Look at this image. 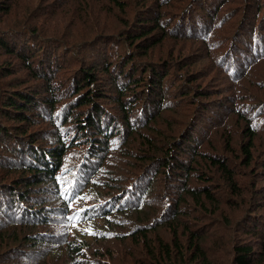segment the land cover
Listing matches in <instances>:
<instances>
[{
	"label": "trees",
	"instance_id": "1",
	"mask_svg": "<svg viewBox=\"0 0 264 264\" xmlns=\"http://www.w3.org/2000/svg\"><path fill=\"white\" fill-rule=\"evenodd\" d=\"M0 264H264V0H0Z\"/></svg>",
	"mask_w": 264,
	"mask_h": 264
},
{
	"label": "rangeland",
	"instance_id": "2",
	"mask_svg": "<svg viewBox=\"0 0 264 264\" xmlns=\"http://www.w3.org/2000/svg\"><path fill=\"white\" fill-rule=\"evenodd\" d=\"M129 147H134L133 145H129ZM117 172V170H115ZM92 204V201L89 198H84L79 203H73L71 205V212L79 211L82 207H88Z\"/></svg>",
	"mask_w": 264,
	"mask_h": 264
},
{
	"label": "snow or ice",
	"instance_id": "3",
	"mask_svg": "<svg viewBox=\"0 0 264 264\" xmlns=\"http://www.w3.org/2000/svg\"><path fill=\"white\" fill-rule=\"evenodd\" d=\"M69 219H73L72 217H69Z\"/></svg>",
	"mask_w": 264,
	"mask_h": 264
}]
</instances>
